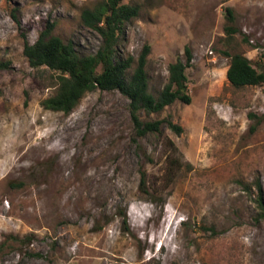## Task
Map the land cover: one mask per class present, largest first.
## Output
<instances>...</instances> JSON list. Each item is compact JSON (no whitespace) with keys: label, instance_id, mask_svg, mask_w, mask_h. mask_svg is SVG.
I'll return each instance as SVG.
<instances>
[{"label":"rangeland","instance_id":"374dc122","mask_svg":"<svg viewBox=\"0 0 264 264\" xmlns=\"http://www.w3.org/2000/svg\"><path fill=\"white\" fill-rule=\"evenodd\" d=\"M102 1L0 0V264H264V82L226 78L234 53L264 73V0L121 1L138 14L119 50L136 59L150 46L151 94L185 47L192 54L190 102L140 113L182 132L164 122L144 136L118 90L88 91L69 113L45 109L56 72L23 54L48 20L94 54L101 37L80 14Z\"/></svg>","mask_w":264,"mask_h":264},{"label":"trees","instance_id":"16d2710c","mask_svg":"<svg viewBox=\"0 0 264 264\" xmlns=\"http://www.w3.org/2000/svg\"><path fill=\"white\" fill-rule=\"evenodd\" d=\"M121 1L104 0L81 11L82 23L101 37V44L94 54H78L70 42L64 43L53 34L55 22L49 20L33 43L24 42L23 54L32 68L47 67L56 72V91L41 104L45 109L69 113L88 91L118 90L129 99V113L136 135L159 132L164 122L180 134L182 127L170 119L148 120L140 113L160 112L177 100L190 102L185 69L190 65L191 49H184L185 62L177 59L168 64L167 82L157 96L151 94L146 71L150 46L145 44L136 59L131 55L123 56L119 50L127 23L138 14L136 5ZM226 11L232 19V11L229 8ZM232 30L226 27L228 33ZM8 67L7 61H0V69ZM226 78L236 87L257 85L264 82V73L258 72L245 55L234 53L230 54ZM255 187L256 202L264 218V197L259 181L255 182Z\"/></svg>","mask_w":264,"mask_h":264}]
</instances>
